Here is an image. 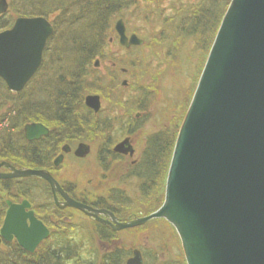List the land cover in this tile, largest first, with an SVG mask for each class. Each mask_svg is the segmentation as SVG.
Instances as JSON below:
<instances>
[{
  "label": "water",
  "instance_id": "obj_1",
  "mask_svg": "<svg viewBox=\"0 0 264 264\" xmlns=\"http://www.w3.org/2000/svg\"><path fill=\"white\" fill-rule=\"evenodd\" d=\"M8 9V0H0V15ZM115 30L125 47L145 42L135 33L127 35L123 18ZM52 31L42 16L19 17L12 28L0 31V77L12 92L20 91L40 66ZM85 104L97 112L100 96L88 94ZM24 131L33 139L49 129L29 123ZM89 151V144L80 143L75 154ZM1 165L11 172L0 173V179L40 177L55 198L60 192L67 205L98 217L100 210L70 198L48 171ZM7 205L0 244L15 238L34 252L49 235L48 228L26 211L27 200H7ZM158 218L175 228L186 264H264V0L230 1L177 133L164 201L117 228ZM126 264H143L140 250Z\"/></svg>",
  "mask_w": 264,
  "mask_h": 264
},
{
  "label": "trees",
  "instance_id": "obj_2",
  "mask_svg": "<svg viewBox=\"0 0 264 264\" xmlns=\"http://www.w3.org/2000/svg\"><path fill=\"white\" fill-rule=\"evenodd\" d=\"M230 1L8 0V11L16 15H9L8 12L1 15L0 30L12 26L17 16L48 17L58 11V17L56 16L54 20L53 59L46 66L38 83L28 91L26 89L16 93L11 92L0 78V97H3V102L0 103L3 106L9 104L8 109H10L8 116H4L9 119V122H4V128L0 132V156L12 158L22 153L15 147L19 145L21 139H24L23 125L27 121L35 120L51 124L54 127L50 134L53 140L60 137L70 138V140L82 139L86 130L97 125L98 117L85 106V97L101 91L106 82V75L94 68L93 61L100 56H113L108 40L118 37L115 23L119 18L124 19L126 31L130 33L127 28L128 20L124 18L123 11L133 6L135 13L143 17L149 25L147 30H132V33L135 32L145 41L152 40L151 43L145 42L143 46H134L139 50L135 53L137 64L135 69H143L142 65L147 58L154 55H151L150 51L156 50L153 48L154 41L161 44L164 42L163 45L168 49V53L177 49L179 44L192 41L197 49L205 54L206 59ZM167 10L170 11L167 12ZM110 74L111 70L108 75ZM135 77L138 80L140 74L135 72ZM198 79L199 77L196 78L197 82ZM32 82H35V79ZM196 85L197 83L187 99L176 130L167 127L149 135L141 159L134 166V175L138 176L142 183V194L154 195L155 193L149 191L156 183L162 188V195L157 199L158 205L153 209L158 208L164 200V183L177 133ZM138 97H141L140 93ZM140 101L142 98L135 102L136 109ZM17 124L19 128L16 127ZM53 153L55 151L47 152L51 158ZM32 180L33 178H26L22 181L31 184L29 181ZM13 184L15 179H5L2 183V191L0 189V228L5 217L7 198L31 199L26 186L14 185V188L18 190L12 191ZM121 197L126 198L120 193L119 198ZM80 245L78 241L57 239L56 245L52 246L49 242H45L37 250L30 252L20 246L17 240H4L0 245V264H116L111 263V258L107 259V262L104 261L106 259L101 260L90 250L89 252H85L84 249L79 250ZM183 264H186L185 260Z\"/></svg>",
  "mask_w": 264,
  "mask_h": 264
},
{
  "label": "flooded vegetation",
  "instance_id": "obj_3",
  "mask_svg": "<svg viewBox=\"0 0 264 264\" xmlns=\"http://www.w3.org/2000/svg\"><path fill=\"white\" fill-rule=\"evenodd\" d=\"M19 17L36 16H17L15 17V20ZM42 17H45L52 24L53 31L47 37L40 66L30 78V80L26 83V85L18 92L23 91L28 85L30 86V90L32 84L31 81L33 79H35L38 83V79L42 77L46 66L49 65L53 59V37L55 35L54 20L50 19L49 16ZM12 26L1 29L0 31L10 29L12 28ZM127 35L131 34L127 33ZM108 41L111 45V49L113 44H115V48L119 46V49H113V56L108 57V55H104L97 57L93 61L94 67L100 70L102 74L103 72L100 68L102 60L109 58L113 60V64H115V67L109 66L110 68H108L107 71L104 70L105 74H109L110 70L115 72L117 69V61L115 59H118V57H122V53L118 54V52L122 50L131 52V49L134 48V45L130 46L129 48L121 45L119 35L117 38H110ZM95 62H97L96 66ZM120 69L122 72L127 73L129 68L127 69V67H120ZM1 79L3 80V78ZM127 83V80H123L122 82L123 85H127ZM96 94L100 96V109L95 112L86 104L85 106L98 117L96 119V126L97 128H100V131L102 132L101 135L104 136V141H100L99 145L94 146L92 142L87 139L75 141L78 138L70 140V138L60 137L53 140V137H51L50 135L53 131V126L48 125L43 121L31 120L27 121L23 125L24 139H21L19 145L15 147L16 150H21L22 153L19 156L12 158L0 156V163H9L11 166L17 169L31 168L48 171L70 198L77 202L88 205L89 207L100 210V212L97 214L98 217H96L94 214L89 215L86 211H82L77 207L67 205V199H65L60 192L56 193L57 198H55L50 184L46 180L36 176L11 179H15V182H19L26 178H33L35 186H42L46 195H48L50 198L36 204L33 202V199L29 198L8 200L17 204H20L24 200H27L30 203V207L26 208V211H33L35 217L38 220L42 221L43 224L48 228L49 235L38 244L35 250H37L45 242H49L53 246L56 245L57 239H69L72 240V242L78 241L79 244H81L79 246V250L84 249L85 251L86 247L88 246L86 243V238H88L90 240L94 239L97 247L99 248L96 254L101 260L106 259L104 260L105 262L108 261L107 259L111 258V263L115 262L116 264H126L127 260L134 255V251L138 249L141 252L143 264H148L145 252L143 253V250L141 248H135L134 246H132L129 247V249L128 247L126 248L125 246H123L119 241L121 238H123L122 236L124 233L130 234V236L134 237L135 227H128L125 229L117 228L119 223L129 222L136 219L134 218V204L132 201H130L131 199L124 191V189L121 188H123L122 185L127 186L129 184V181L133 180L134 178H137V180H139L138 176L134 175V166L140 161L143 150L140 154L138 153L137 148L135 147V141L137 135L141 133V130L144 128V124L141 127L138 125L139 119H143L144 114L139 111L136 115V118H133L128 114H123V112H120V108H123L125 106L134 107V104L127 105L126 103L114 107L109 106L107 109H104L102 105L101 93ZM141 108L143 107L141 106ZM129 109L132 108L127 107V110ZM118 120L120 124L117 122ZM146 120H148V117L143 119L144 123ZM29 123H41L49 129V132L46 135H41L38 138L28 139L25 136L24 127ZM3 128V124L0 122V132H2ZM12 130L15 129L12 128ZM55 134L56 133H54V135ZM122 142L123 145L121 146V151L115 150L116 145ZM80 143H86L90 146V151L82 156L75 154V150ZM54 151L55 153H53V157H49L50 154H47V152L51 153ZM12 159L21 160L22 163H17ZM69 159H71L72 161L74 160L75 162H80L84 166L82 167L84 171H89L92 165L95 164L99 170L97 177H100L101 175L105 176L104 180L98 178L102 183V186L104 185L102 189L104 188L105 192L103 194H100V196H96L95 199H90L88 196H86V192H84V190L79 188L77 190L75 186L73 187L71 185L72 182L67 183L66 181H64V179L59 176V173L62 169V166L69 162ZM10 172L11 169L9 167L5 165L0 166V173ZM108 174H112V178L108 177ZM3 180L5 179H0V186H2ZM120 193H122V196L125 195L126 198H119ZM7 209L8 205L6 207L5 214ZM40 212H42V214L46 213V216L42 215L41 217L39 215ZM13 240L16 239L13 238L12 241ZM3 241L4 239L2 240L1 244L3 243ZM89 250L90 249H88V251Z\"/></svg>",
  "mask_w": 264,
  "mask_h": 264
},
{
  "label": "rangeland",
  "instance_id": "obj_4",
  "mask_svg": "<svg viewBox=\"0 0 264 264\" xmlns=\"http://www.w3.org/2000/svg\"><path fill=\"white\" fill-rule=\"evenodd\" d=\"M168 11L170 10H167V12ZM7 12L9 15H16L13 14L12 11ZM57 12L58 11L50 14L49 18L56 20ZM122 14L126 21L128 20L129 25H127V28L128 32H130L129 34H132V30H147V27H149L148 23L143 20V17H139L138 14L135 13L133 6L123 11ZM156 27L161 28V26ZM145 42L151 43L152 40H146ZM153 43L155 45L153 48L156 50L155 52L153 50L150 51V54L154 55L147 58V61L142 65L143 69H135V65H137L135 53L139 52L136 48H132L131 52L126 50L118 52V54L122 53V57H118V59L114 58L117 61H115L117 72L111 71L110 76L105 74L104 70L107 71V69L110 68L109 66L115 67V64H113L114 61L109 58L102 60L100 68L103 75H106V82L102 91L96 92L99 94L101 93L104 109H107L109 106L114 107L120 104L123 105V103H126L127 105L134 104V107L125 106L120 108V112L136 118L137 113L140 111L144 114L143 119L148 117V120H146L145 123L142 118L139 119L138 122L140 127L144 124V128L141 130V133L137 135L135 141V147L139 154L143 150L146 139L149 135L159 132L167 127L171 130H176L179 117L187 104V99L190 96L192 88L197 83L196 78L200 77V72H202V70L200 71V68L203 69L207 59V57L205 59V54H203L200 49H197L192 41L179 44L177 49L172 50L169 53L168 49L163 45L164 42L161 44L160 42L154 41ZM114 45L115 44H113L112 49L110 48L111 52H114L113 49H119V46L115 48ZM192 52L193 54H191ZM120 67H128V72H122ZM134 69L138 75L140 74L138 80L135 77ZM123 80L128 81L127 85L122 84ZM35 84H37L36 80L35 82H32L31 87ZM29 87L30 86L28 85L24 90L27 89L28 91ZM139 93L141 94V97H138ZM141 98L142 101L138 103V109H136L135 102ZM0 102H3V97H0ZM141 106L143 108H141ZM127 107L132 109L127 110ZM8 108L9 104H4L3 106L0 103V122L3 126L4 122H9V119L4 117L8 116L10 110ZM117 122L120 124L119 120ZM18 124L16 126L17 128H19ZM101 134L102 132L100 131V128L93 125L92 128L85 131L82 139L79 138L75 141L87 139L90 140L94 146H97L100 141H104V136ZM12 160L17 163H22V161L18 159ZM68 161V163L62 166L59 173V176L64 179V181L67 183L72 182L71 185L73 187L75 186L77 190L78 188L84 190L86 196L90 199H95L96 196H100V194L105 192L104 188L102 189L104 185L102 186V183L98 179L101 178L104 180L105 176L101 175L100 177H97L99 170L95 164L92 165L89 171H84L82 168L84 166L80 162H75L71 159ZM108 177L112 178V174H108ZM29 182L31 184L24 183V181L15 182V184L11 186V189L12 191L18 190L17 188H14V185L26 186L29 191V196L34 200L33 202L35 204L50 198L46 195L42 186H35L33 180ZM141 185L142 183H140V180L134 178L129 181L127 186L122 185L123 188H121L124 189L131 199L129 200L134 204V218L146 216L162 205L159 204L160 206L158 208L153 209V207L158 205V197L162 195V188H160L157 183L154 184L149 191L150 193H155L152 196H150V194H142L140 191ZM0 189L2 191V186H0ZM4 191L3 194L5 193ZM8 199L9 198L6 200ZM39 215L41 217L42 215L46 216V213L42 214V212H40ZM122 237L123 238L119 241L126 248L134 246L135 248H141L143 253L145 252L148 264H183V261L185 260L179 235L175 228L164 218L153 219V221L144 225L136 226L134 237L127 233H124ZM86 243L88 245L85 249L86 252H89L88 249H90V251L96 253L99 249L94 239L90 240L86 238Z\"/></svg>",
  "mask_w": 264,
  "mask_h": 264
}]
</instances>
